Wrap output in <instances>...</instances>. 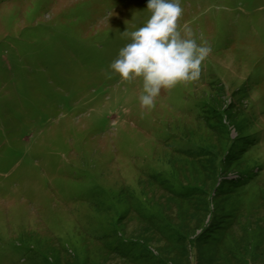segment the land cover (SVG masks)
Returning a JSON list of instances; mask_svg holds the SVG:
<instances>
[{
	"label": "rangeland",
	"instance_id": "obj_1",
	"mask_svg": "<svg viewBox=\"0 0 264 264\" xmlns=\"http://www.w3.org/2000/svg\"><path fill=\"white\" fill-rule=\"evenodd\" d=\"M147 3L0 0V264H264V0H180L212 51L152 110Z\"/></svg>",
	"mask_w": 264,
	"mask_h": 264
},
{
	"label": "clouds",
	"instance_id": "obj_2",
	"mask_svg": "<svg viewBox=\"0 0 264 264\" xmlns=\"http://www.w3.org/2000/svg\"><path fill=\"white\" fill-rule=\"evenodd\" d=\"M147 10L151 15L143 26L122 33L130 42L109 67L123 81L140 78V104L152 110L162 89L171 90L200 78L212 49L206 40L198 43L190 28L181 31L180 0H148Z\"/></svg>",
	"mask_w": 264,
	"mask_h": 264
},
{
	"label": "trees",
	"instance_id": "obj_3",
	"mask_svg": "<svg viewBox=\"0 0 264 264\" xmlns=\"http://www.w3.org/2000/svg\"><path fill=\"white\" fill-rule=\"evenodd\" d=\"M227 154H228V152H227ZM227 157V155L225 156V158ZM225 160V159H224ZM215 161V160H214ZM227 161H228V158H227ZM215 165V164H214ZM215 167V166H214ZM222 167V166H221ZM220 167V169L219 170H223L222 168ZM216 168V167H215ZM221 181H223V180H221ZM221 181L219 182V184L217 185V187L215 188V189H219L220 187H221V185H222V183H221ZM212 187V189H213V187H214V184H213V186H211ZM189 189H192L193 190V195L195 194V195H200V193H197L199 190L200 191H202L203 189L202 188H200V187H198V186H196V185H192ZM192 196V195H191ZM208 208V206L206 205V209ZM217 229H218V225H217V223H214V224H209L206 228H204V229H202L201 230V232L197 235V237L193 240V243L195 242V244L197 243V244H200V245H205V243L207 242V240L209 239H211V240H213V239H217V237H215V235H216V233H217ZM212 233H214L213 235H212Z\"/></svg>",
	"mask_w": 264,
	"mask_h": 264
}]
</instances>
